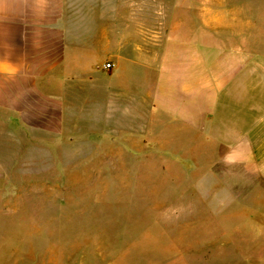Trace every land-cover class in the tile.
<instances>
[{"label":"rangeland","instance_id":"374dc122","mask_svg":"<svg viewBox=\"0 0 264 264\" xmlns=\"http://www.w3.org/2000/svg\"><path fill=\"white\" fill-rule=\"evenodd\" d=\"M193 2L153 0L173 12L153 20L195 27L200 40L210 7L247 17L258 60L243 111L240 99L230 111L232 99L219 96L205 127L189 128L150 110L140 89L130 102L131 72L143 84L144 65L123 64L118 77L90 68L127 95L108 94L89 112L74 105L40 158L0 160V264H264V0L178 10Z\"/></svg>","mask_w":264,"mask_h":264},{"label":"crops","instance_id":"0c3cea01","mask_svg":"<svg viewBox=\"0 0 264 264\" xmlns=\"http://www.w3.org/2000/svg\"><path fill=\"white\" fill-rule=\"evenodd\" d=\"M194 2L178 10L195 16ZM168 7L153 0H0V160L22 152L40 158L42 143L51 151L57 121L71 120L74 105L94 111L89 107L104 106L108 94L120 103L127 93L106 90L100 68L118 77L123 64L144 65L143 84L131 72L130 102L140 89L150 110L189 128L205 127L219 96L232 99L230 111L240 99L243 111V81L258 60L250 57L247 17L210 7L202 14L209 32L199 40L195 27L153 20L171 15ZM95 67L99 74L90 71Z\"/></svg>","mask_w":264,"mask_h":264},{"label":"built area","instance_id":"2783aa9c","mask_svg":"<svg viewBox=\"0 0 264 264\" xmlns=\"http://www.w3.org/2000/svg\"><path fill=\"white\" fill-rule=\"evenodd\" d=\"M103 67L105 69H111L113 67V64L111 62H106V63H104Z\"/></svg>","mask_w":264,"mask_h":264}]
</instances>
